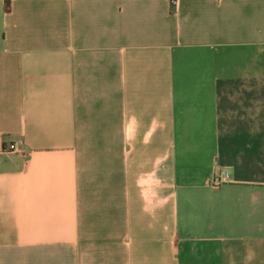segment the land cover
Returning a JSON list of instances; mask_svg holds the SVG:
<instances>
[{"label": "crops", "instance_id": "crops-1", "mask_svg": "<svg viewBox=\"0 0 264 264\" xmlns=\"http://www.w3.org/2000/svg\"><path fill=\"white\" fill-rule=\"evenodd\" d=\"M0 264H264V0H0Z\"/></svg>", "mask_w": 264, "mask_h": 264}, {"label": "built area", "instance_id": "built-area-1", "mask_svg": "<svg viewBox=\"0 0 264 264\" xmlns=\"http://www.w3.org/2000/svg\"><path fill=\"white\" fill-rule=\"evenodd\" d=\"M227 177H228L227 174H224L223 177H220V176L215 177V178L213 179L212 184H213L214 186H219V185H221L222 183H224V181H226Z\"/></svg>", "mask_w": 264, "mask_h": 264}]
</instances>
